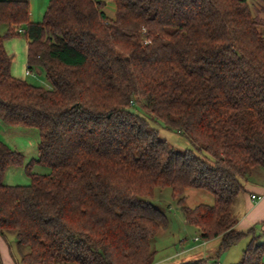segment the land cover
Listing matches in <instances>:
<instances>
[{
    "label": "trees",
    "instance_id": "trees-1",
    "mask_svg": "<svg viewBox=\"0 0 264 264\" xmlns=\"http://www.w3.org/2000/svg\"><path fill=\"white\" fill-rule=\"evenodd\" d=\"M109 1L113 17L105 0H48L32 21L27 0H0V120L36 128L35 161L50 168L29 163V184H6L24 156L0 141V235L28 248L17 264H151L168 219L147 198L166 187L202 240L219 238L216 256L248 237L236 264H264L232 212L264 170V0ZM18 36L50 88L12 74ZM136 104L210 156L175 150ZM192 188L213 203L187 206Z\"/></svg>",
    "mask_w": 264,
    "mask_h": 264
},
{
    "label": "rangeland",
    "instance_id": "rangeland-1",
    "mask_svg": "<svg viewBox=\"0 0 264 264\" xmlns=\"http://www.w3.org/2000/svg\"><path fill=\"white\" fill-rule=\"evenodd\" d=\"M42 0H38L40 4ZM106 3L103 7V11L107 16H114V4L105 0ZM48 3V0L47 2ZM38 4V6H39ZM249 4L253 11L260 10L262 6L258 0H249ZM45 11V10H44ZM44 13V12H43ZM260 16H263V13H260ZM43 17V14H42ZM41 17V19H42ZM40 19V20H41ZM39 20V21H40ZM22 37V36H21ZM24 39V37H22ZM26 80L32 84L40 85L45 88H50L51 85L45 78L44 71L41 68H38L34 74L27 75ZM134 112H136L141 117L145 118L150 125L155 128L158 132L160 138L165 139L175 150L179 152H184L186 150H192L197 153L199 156L204 158H208L210 155L205 152L203 149L198 148L196 145L192 143V141L184 134L175 129H169L163 125L160 120L150 118L147 113L144 112L141 104H136L133 108ZM26 128V130H32L33 134H29V140L27 138L20 139L21 141H27L31 144V147L34 146V143H38V130L33 127H21ZM29 128V129H27ZM29 132V131H28ZM23 143V142H21ZM27 144V145H29ZM37 146V145H36ZM37 149V147H36ZM26 151L29 153L27 156H24L23 163L21 165H13L9 166L5 171L6 183L10 185H26L30 183V178L25 171V166L31 163V171L40 174H47L50 171V168L46 165H42L37 163L35 160L36 156L31 155L32 152L30 147L26 148ZM34 153V152H33ZM185 204L189 207H193L197 204H208L211 205L213 203V196L208 191L203 189H186L184 191ZM152 204L161 209L167 216L168 219V227L167 229H160L158 231L154 247L157 251L156 259L162 257H170L175 251L180 249V241L184 240L185 245L184 248H188L192 245H195L194 237L200 239V243L203 241L198 234L197 229L186 223L184 220L182 213L177 206L175 199L171 197L169 188H158L155 190L153 197L147 198ZM235 200L233 201L232 206L234 205ZM232 211L234 213L235 209L232 207ZM7 249L10 250L8 252L9 257L12 259V264H16L22 255V253L26 252L28 248L26 246H21L17 243L15 235L13 233H7ZM261 242V241H260ZM214 243V242H213ZM213 243L211 244L212 249ZM248 241L245 239L240 240L235 245L231 246L229 249L220 253L217 257L210 259L208 261L209 264H236L240 261L242 257V251L246 247ZM218 244L216 245L217 249ZM215 249V251H216ZM209 253V252H208ZM180 256L178 262L184 261L188 258H181ZM198 258V257H197ZM189 261V260H186ZM185 261V262H186ZM169 264V263H166Z\"/></svg>",
    "mask_w": 264,
    "mask_h": 264
},
{
    "label": "crops",
    "instance_id": "crops-1",
    "mask_svg": "<svg viewBox=\"0 0 264 264\" xmlns=\"http://www.w3.org/2000/svg\"><path fill=\"white\" fill-rule=\"evenodd\" d=\"M29 4L30 18L32 21H39L42 17V14L46 8L47 0H42L41 3H38V0H27ZM39 4V6H38ZM7 29L6 24L0 25V35L3 34ZM6 49L8 53L12 56L11 63V72L14 76L25 79L27 75L34 74L37 71L38 67H31L27 69V40L21 36L14 37L6 41ZM26 70H29L30 73L26 74ZM29 129V128H27ZM29 131V132H28ZM32 130H26V128H20L18 126H9L4 124L0 120V141L6 143L12 149L20 151L26 156L29 154L26 151L27 147H30L32 152L31 155L36 156L37 142L34 143V146L31 147L27 141H21L22 138H27L29 140V134H33ZM38 141V139H37ZM23 142V143H21ZM29 144V145H27ZM34 152V153H33ZM6 176L4 175V182L6 183ZM7 184V183H6ZM10 185V184H9ZM264 170L257 169L249 176L248 179L244 181V190L236 197L234 205L235 211L234 215L236 216V228L242 231H246L250 228H253L255 234L258 236V240L264 242ZM256 195L255 198H252L251 195ZM263 195L262 197L257 198L258 196ZM233 212V211H232ZM168 227V226H167ZM167 228H165L166 230ZM158 234V233H157ZM156 236L151 240V249L153 250V258L151 264H181L185 263L186 260L193 261L198 259H204L207 261V264L216 256V245L219 242V238H211L208 240H203L200 243V239L194 237L195 245H192L188 248H184L185 241H180V249L175 251L170 257H160L156 259L157 251L154 247ZM196 238V239H195ZM245 241H248L249 238H244ZM214 242V243H213ZM213 243L214 249H212L211 244ZM7 249V236L3 237L0 235V260L2 264H12V259L9 257ZM209 252V253H208ZM180 256L181 258H188L184 261L178 262ZM198 257V258H197ZM210 258V259H209ZM210 260V261H208ZM186 261V262H189ZM17 264V263H16Z\"/></svg>",
    "mask_w": 264,
    "mask_h": 264
},
{
    "label": "built area",
    "instance_id": "built-area-1",
    "mask_svg": "<svg viewBox=\"0 0 264 264\" xmlns=\"http://www.w3.org/2000/svg\"><path fill=\"white\" fill-rule=\"evenodd\" d=\"M19 31H20V32H23V29L20 28ZM28 73H30V71H29V70H26V74H28ZM263 195H264V193H263ZM263 195H260V196H258L257 198L262 197ZM251 197H252V198H255L256 195L252 194ZM195 239H196V238H195Z\"/></svg>",
    "mask_w": 264,
    "mask_h": 264
}]
</instances>
